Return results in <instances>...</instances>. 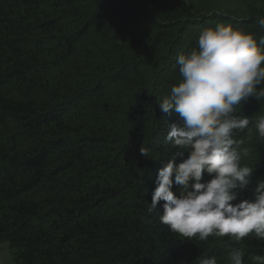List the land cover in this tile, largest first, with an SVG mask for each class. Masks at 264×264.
<instances>
[{
  "label": "trees",
  "instance_id": "trees-1",
  "mask_svg": "<svg viewBox=\"0 0 264 264\" xmlns=\"http://www.w3.org/2000/svg\"><path fill=\"white\" fill-rule=\"evenodd\" d=\"M190 1L0 0V244L15 264H229L232 247L252 264L264 254L254 236L236 245L171 233L159 221L163 201L148 212L177 151L165 143L177 114L159 108L180 80L176 57L218 23L264 34V0ZM234 107L255 118L264 98ZM250 127L235 136L251 149L242 163L253 174L233 203L253 199L264 180V140Z\"/></svg>",
  "mask_w": 264,
  "mask_h": 264
},
{
  "label": "clouds",
  "instance_id": "clouds-1",
  "mask_svg": "<svg viewBox=\"0 0 264 264\" xmlns=\"http://www.w3.org/2000/svg\"><path fill=\"white\" fill-rule=\"evenodd\" d=\"M256 22L264 32V17ZM176 64L180 80L160 99L159 108L169 116L177 114L165 137L177 151L158 171L148 212L163 201L159 221L187 240L227 237L236 245L250 236L264 240V180L257 182L253 199L233 203L253 174L252 165L242 163L251 149L235 134L247 130L251 136L254 125L264 140V115H237L234 107L249 97L264 98V34L257 37L232 24L206 27L194 47L178 54ZM140 153L150 156L143 147ZM177 157L182 158L178 164ZM205 173L210 180L204 181ZM243 257L239 247L228 252L229 264H245ZM196 260L218 264L214 256ZM251 260L264 264V254Z\"/></svg>",
  "mask_w": 264,
  "mask_h": 264
},
{
  "label": "rangeland",
  "instance_id": "rangeland-1",
  "mask_svg": "<svg viewBox=\"0 0 264 264\" xmlns=\"http://www.w3.org/2000/svg\"><path fill=\"white\" fill-rule=\"evenodd\" d=\"M196 2L201 1L200 6L204 5V9H214L221 7H239L244 0H193ZM191 4V1L189 0ZM192 5V4H191ZM205 11V10H204ZM0 264H15L14 256L8 242L0 244Z\"/></svg>",
  "mask_w": 264,
  "mask_h": 264
}]
</instances>
